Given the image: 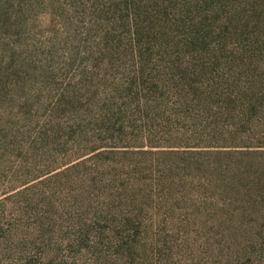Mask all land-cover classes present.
Instances as JSON below:
<instances>
[{
    "label": "rangeland",
    "instance_id": "374dc122",
    "mask_svg": "<svg viewBox=\"0 0 264 264\" xmlns=\"http://www.w3.org/2000/svg\"><path fill=\"white\" fill-rule=\"evenodd\" d=\"M226 1L0 0V200L8 216L37 223L27 237L39 263L75 264L68 237L78 218L105 223L128 213L115 210L103 186L138 166L140 180L134 171L123 176L145 190L144 214L194 218L170 230L191 233L196 248L161 264H243L219 261L236 232L219 224L225 211L201 201L223 204L224 194L201 183L223 182L210 165L235 168L241 158L197 153L220 143L213 127L227 62ZM99 150L109 152L99 160L108 165L93 163ZM178 152L205 163L194 164L204 171L175 168L166 178ZM169 181L171 190L163 187ZM45 247L53 255L40 259ZM28 258L0 256V264ZM144 261L132 264H159ZM98 264L131 263L120 255Z\"/></svg>",
    "mask_w": 264,
    "mask_h": 264
},
{
    "label": "trees",
    "instance_id": "16d2710c",
    "mask_svg": "<svg viewBox=\"0 0 264 264\" xmlns=\"http://www.w3.org/2000/svg\"><path fill=\"white\" fill-rule=\"evenodd\" d=\"M226 5L227 9L224 8V11L229 23H223V27L227 32V62L220 82V88L223 86V89L219 91L217 100L220 118L214 121L216 123L213 127L220 132V143L203 147L197 153L226 152L233 156L238 155L241 160L235 168L231 162L222 163L220 166L210 165L216 177L224 181L201 184L224 194V202L217 206V203L213 204L212 199L201 201L210 207L216 206L218 210L225 211L227 215L218 218L219 224L231 230V235L236 232L235 242L228 241L219 251V261L248 264L264 258V0H227ZM172 150L175 152L178 149ZM146 152L148 151L140 149L137 154ZM108 153L97 151L92 157L95 158V166L108 165L104 161L99 162L100 157L107 156ZM176 154L179 158L168 165L166 178L173 177L175 168L188 170L190 173L194 170L204 171L194 164L204 166L205 163L198 162L192 155H184L182 152ZM85 162L77 161L62 171L67 173ZM133 171L140 180L141 169L135 166ZM133 171L121 170L115 173L117 176L113 175L114 179L105 181L103 186L108 198L117 201L115 210L128 213L106 219L105 223L100 219H96L92 224L83 218L75 221L76 230L68 237L71 245L70 259L75 264L102 263L105 256L108 261L118 260L120 255L131 264L135 260H150L161 264L160 262L181 257V248L190 252L196 248L191 245V233L170 230L174 225L190 223L194 218L144 214L148 209L144 204L149 205V202L146 197L139 195L145 190L135 179L129 180L123 176H130ZM60 172L53 175L60 176L63 174ZM29 180L30 178H27L23 181L25 183ZM163 185L173 189L171 181ZM200 189H197V192ZM0 205V256H9L16 260L29 257L25 264H41L35 258L38 253L32 254L37 247L32 246L34 242L29 241L27 237V233L32 232L28 229H34L37 223L24 222L21 219L19 221L8 216V204L5 200H0ZM249 213L255 214L252 219ZM244 233H253L258 237L255 239ZM38 237L49 239L45 235ZM16 243H21L22 247L15 249ZM40 250V259L51 258L53 255L52 249L48 247ZM178 251L179 255H175Z\"/></svg>",
    "mask_w": 264,
    "mask_h": 264
}]
</instances>
